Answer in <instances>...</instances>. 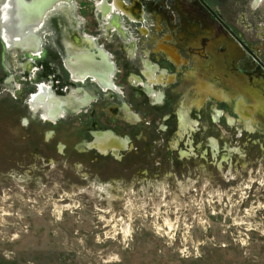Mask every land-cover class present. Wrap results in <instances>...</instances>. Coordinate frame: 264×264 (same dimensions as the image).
Masks as SVG:
<instances>
[{"label":"rangeland","instance_id":"rangeland-1","mask_svg":"<svg viewBox=\"0 0 264 264\" xmlns=\"http://www.w3.org/2000/svg\"><path fill=\"white\" fill-rule=\"evenodd\" d=\"M116 1L121 9L114 8ZM165 1L179 15V28L172 38H184L180 51L187 53V46L199 36L214 40L218 31L221 35L228 31L232 36L226 37L237 41L238 51L229 41L228 50L224 45L222 51L208 53L210 61L197 51L195 58L204 66L191 71L185 90L179 83L172 92L167 91L164 107L153 108L142 94L124 83L123 76L119 84L124 95H101L90 84L68 93L72 87L64 59L69 68L79 49L73 37L76 35L82 46L86 44L80 52L91 45L87 53L101 62L104 49L94 51L100 38L96 11L113 22L114 11L120 16L123 8L127 9L120 0L111 5L105 0L58 3L45 15H50L46 25L44 17L42 25L24 32L37 36L36 48L17 46L9 40L6 22L11 3L0 0V264H264V0L257 1L260 8L255 12L248 9L250 0ZM73 2L70 12L66 6L72 7ZM169 11L163 12L164 16ZM153 25L150 18L147 28L152 31ZM130 33L137 37L134 26ZM142 33L146 36L147 30L142 29ZM85 36H94V42L89 37L82 40ZM156 44L176 50L160 41ZM106 48L117 55L123 73L136 71L137 64L128 63L117 51L121 44ZM25 49L42 56L34 58L33 68L39 70L30 75L23 73L29 58ZM144 64V74L151 83L164 77L148 61ZM49 75L54 77V92L61 96L51 91L56 100L64 103L87 94L93 97L88 91L92 90L99 101L88 112L83 107V113L73 114L70 109L86 105L79 100L65 109L57 123L47 121L48 104L38 106L35 98L43 86L51 90ZM193 82H197L198 92H205L201 84L210 85L221 93L220 98L215 95L218 99L227 101H211L199 122L194 119L192 128L183 112L186 119L181 127L194 129V134L179 137L178 132L171 133L176 120L165 121L164 117L174 105L181 108L184 100L190 99L186 89ZM220 82L227 86L226 91L220 89H224L222 85L216 87ZM66 92L69 95L62 96ZM233 96H240L238 103L253 107L254 114L261 105L252 132L244 133V124L250 121L234 113L238 106ZM122 102H128L144 118L142 124L122 121L120 109H114ZM227 117L236 121L230 123ZM160 125L168 126L169 132L163 133L165 127ZM92 129H105L98 130L102 134L112 132L117 143L126 144L131 137L135 145L123 153L120 150L127 146L118 147L115 142L116 146L102 152L96 147V137L91 140ZM211 140L218 151L214 152ZM84 146L96 147L101 153L84 152ZM109 150L114 154H108ZM182 152L190 155L183 157ZM222 163L224 170L220 172L216 165Z\"/></svg>","mask_w":264,"mask_h":264},{"label":"flooded vegetation","instance_id":"flooded-vegetation-1","mask_svg":"<svg viewBox=\"0 0 264 264\" xmlns=\"http://www.w3.org/2000/svg\"><path fill=\"white\" fill-rule=\"evenodd\" d=\"M36 1L37 0H34V2L31 3V5L30 4L25 5L24 3L21 2V0H10L11 5L8 6L9 10H10V18L6 22V24H7L6 25V32L10 37L9 40L14 42L17 46L19 45V46H23V47L26 46L29 48H36L37 36L34 35L33 33H29V34L27 33L26 34V33H24L25 30L31 29V27L32 28L33 27H39L40 25H42L43 24L42 21L44 20V17L47 14V12H49L58 3H62L63 1L66 2L68 0L54 1L51 5H53L54 3L55 4L50 9H47L42 16V14H41L42 11L45 8H49L51 5L45 6L41 11L37 12V16L34 19V17L32 16V12L34 11L35 5H37V3H38ZM99 1L102 2L103 0H99ZM99 1L96 0V2H99ZM105 1L107 3H110V5L114 3V0H105ZM120 1L123 3V5L126 8L130 7L129 4H131V5L134 3L136 4V8L139 10V13H136L133 10L134 15H137V16H135V19L130 18L126 14H123V17L116 16V13L118 11H114L113 13L115 16L113 17V22H111L112 18L106 19V18H104L103 14L101 15V17H99V15L97 14V11H96L97 10V4L95 2H93L94 10L96 11V15L98 16V19H100V22H98L97 19H95L97 26H98V32H99L100 38L96 39L97 42L95 43V45L97 46V48L95 46L94 51L95 52L99 51L98 48L104 49V51L106 53V55H105L106 57L103 56V58H102L103 62L101 61L102 62L101 63V62H98L95 60L92 53L89 54L87 52H82V51L80 52L79 49L82 48L84 46V44L82 46L81 42H79V39H77L76 42L79 44V45H77L75 43V46L77 48H79L76 52L78 55L75 54L76 55L75 58L77 60L74 61L72 59L71 63H70V67H69L70 70L72 71L73 75L69 71H67L68 67L65 63L66 60L64 59V69L67 72V77H68V80H69L71 87H72V89H70L69 92L67 91L69 94L72 93L74 88H76V91H77L80 87L79 85H83V88H85V86L90 84V85H93L101 95H107L109 93L110 94L113 93L117 96L120 94L124 95L123 88L119 84V80H120L119 77L123 76L124 83L130 89L135 90V91L139 92L140 94H142L146 98V100L148 101V104L150 107L162 108L166 105V102L168 99L167 94H166L167 91H170L171 89L175 88L176 86L178 87L179 83H181L182 88L185 90V84L187 83V77L190 75L191 71H194L196 68L204 66V65H202L203 62H200V60L198 61V59L195 58V56H198V53H196L197 51H200L201 53H203L205 55V57H201L202 59H206V60L210 61V59H209L210 56L208 55V53L211 52L213 54V52H212L213 49L222 51L223 49H220V48H222L221 46H224V45H225L224 47L227 48V50L229 49L227 41H229V42H231V41L226 36H232V35L228 31H225L221 35L218 33L219 32L218 31L217 33L213 34L214 40L212 38L209 39L208 37L206 38V37H201V36L194 39L191 42V45L187 46V48H186L187 53H183L182 51H180L179 46H181L183 44L182 40L184 38L177 39L176 41H174V38H172V36H176V31L179 28V24H180L179 23V15L177 12L174 13L171 9L167 8L169 6L167 5L168 3L165 0L164 1H162V0H120ZM257 1H260V3H261V0H250V3L248 4V9L250 11H252V12L259 11L260 5H258V6L256 5ZM254 5H256V6L254 7ZM66 7H68L70 12H73L72 8H74V2H73L72 7L71 6H66ZM14 8H15L14 12L16 13V16H13V15L11 16V11ZM114 8L121 9L120 5H119V1H116ZM20 9H21V11L26 12L27 15H29V17L34 19V21L33 22L29 21L27 23L28 26L27 27L24 26L22 28V30H20V31L16 30L15 33L10 32L9 30L11 29V26H13V24L11 23L12 22L11 19L14 18L15 21L18 20V19H16V17L20 13ZM123 9L124 10H122V11H125L128 14H131L128 9H125V8H123ZM167 10L170 12V14L164 16L163 12H165V11L168 12ZM12 14H13V12H12ZM48 16L50 17V15H47L45 17V20H44L45 25L47 23V20L49 19ZM118 17H119V19H118ZM150 18H152L154 20V25L152 26V28H153L152 31L149 30V28H147V22H148V20H150ZM239 19H241V17ZM119 20L121 21L123 27H122V25L120 27ZM102 21H105L104 25H102ZM111 23H113V27L112 26L110 27ZM125 23H127L130 26V28L128 26H126ZM240 23L242 24L243 27L248 26V24H246L245 21L241 22V20H240ZM162 25L165 27V31L170 32V34L172 36H153L154 34H156V35L162 34V32L158 33L159 27ZM131 26L135 27V30L137 32L136 33L137 37H135L134 35H133L134 37H132V35L130 33ZM247 28H249V26ZM142 29L147 30L146 36H144V34L142 33ZM45 30H46V28H45ZM235 34L237 37L240 35L239 33H235ZM154 37H157L158 39L153 40ZM222 37L226 41L221 40ZM237 37H236V39H239ZM0 38H1V35H0ZM93 38L95 39L94 36H93ZM115 38L119 39L121 43H116ZM100 40H102V41L100 42ZM209 40H210V42H209ZM44 41H45V38H44ZM44 41H43V45H44ZM157 41H160L164 44L172 45L176 48V50H174L173 48H170V47H166L165 45L160 46V44H156ZM177 41H178V45L176 43ZM233 41L231 42V44L233 46H235L236 50L238 51V47H236V45L238 43L235 39ZM114 44H121V48H119V49L116 48V49H117V51H119L122 54L124 60H126L128 63L133 62V63L137 64L135 72H131V71L125 69V70H127V72L123 73L119 69L117 55L115 53H113L112 51H110L108 48H106V45L112 46ZM206 44H208V47ZM214 44H217L220 47L214 46ZM85 46H86V44H85ZM6 47H7V44H6ZM13 49H11V50H13ZM25 51H26L25 53L28 55L29 58L26 61L27 64L25 66L26 68L24 69L23 73L25 75H27V74L30 75L32 70L34 72H38V70H39L38 68H35V69L33 68V66H34L33 64L35 63L34 58L35 57L41 58L42 56L39 57V56L33 55L31 50L25 49ZM213 58H214V55H213ZM31 60L33 61L32 63H31ZM211 60H213V59H211ZM145 61H148L153 67H155V69L157 70V74H159V76L164 75V77H162V79H159L158 82L151 83L150 80L147 78V76H145V74H144L143 69L145 68V64H144ZM72 62H74V63H72ZM88 62H90V63H88ZM96 62H98V64ZM81 65H83V66H81ZM94 65L96 67H94ZM193 65H194V68H192ZM205 67H209V65L208 66L205 65ZM102 69H107L108 72H104V71H102ZM232 70H234V72H235L236 68H234V66H233ZM122 73H123V75H120ZM84 75L85 76L90 75L92 77L86 78ZM133 75L137 76L138 78H135ZM73 76L75 79H78V78L84 79V82L85 81H87V82H85V83L75 82ZM132 76H133L134 80H132ZM180 77H182L181 81H179ZM53 79H54L53 76H51V75L48 76L49 86H50L51 90L53 89V92H54L56 87H55V81ZM94 79L98 80V81H95ZM40 85H37V88ZM220 85H222L224 87V89L220 88V87L219 88L226 91L227 86L223 85V83H221V82L219 83V85L217 84L216 87H218ZM114 86L120 88V91L114 89L115 88ZM187 86H189V87L186 89V92L189 94L190 99L186 98L184 100V102H183L184 104H182L181 108L174 105L172 112L168 115H165V117H164L165 121H170V120H172V118H174L176 120V128L173 129V131H171V133H175L174 135H177L179 133L178 134L179 137L186 136L188 134H190V135L194 134V129H191L192 131H190L189 130L190 127L187 129H183L181 127V124L183 123V125H184V121L186 119L183 112H185V114L187 116L188 123L191 125V128H192L193 126L196 125V123H195L196 121L194 119H196L197 121H198V119L199 120L201 119V114L203 113V111H205V109H208L210 107L211 101H216V100H218V102H222V101L226 102L227 101L226 98L225 99H223V98L218 99L217 97L220 98L221 93L215 92L212 89H210L209 88L210 85L201 84L200 89H201V91L204 90L205 91L204 93H200L195 89L197 87V82L196 83H194V82L189 83ZM66 88H67L66 90H69L68 85L66 86ZM43 89H45L46 91L48 90L50 92V94L52 95L51 90L47 86H43L42 90ZM67 92L65 93V95H62V96L67 97L69 95ZM170 92H172V91H170ZM206 93H208V94H206ZM192 94H194V95H192ZM215 95H217V97ZM178 96H179V94H178ZM58 97H61V96H58ZM63 98H65V97H63ZM233 98H234V102H235V107L238 106L237 112L239 114L233 108L234 113H236L239 118L242 117V118L246 119V120H244L245 122L250 121V123L244 124L247 127V130L246 129L243 130L244 133L247 134L248 131L252 132V128L259 121L258 117H259L260 112L262 111L261 105L258 106L257 112H256V114H254L253 107L248 106L243 102L238 103L240 101V96L239 97L233 96ZM37 99H40V95L36 96L35 102L37 101ZM54 99H55V97H54ZM71 99L76 100V98H71ZM79 100L84 101L86 103V105L82 106V107H78L76 109L75 108L70 109L73 114L83 113V111L81 112V110H80L83 107H84L83 109H85L84 111L88 112L89 109H91V106L99 101V97H97L96 94H93V97L90 96L89 94H87L86 98H84L82 96L81 99H79ZM79 100L77 99V102H79ZM57 101H58V99H57ZM247 101L250 102L251 100L248 99ZM42 104H44V103L43 102H37L38 106L42 105ZM46 104H48V103H46ZM206 106L208 108H206ZM114 109H115V111L117 110V112L120 109L121 115L123 117L122 121H124L128 125H140L143 123L144 118H141V116L136 114L128 102H124V103L122 102L120 107H117ZM45 113H46V111H45ZM217 115L218 114L216 112V116ZM224 115H225L224 113L221 114V116H224ZM216 116H214V118ZM63 117H61V119ZM59 120L57 119L56 123ZM227 120L230 121V123H231V120L236 121L235 119H230V118L228 119V117H227ZM47 121H50L53 123V121H51V120L47 119ZM178 126H180V128H178ZM162 127H165L164 129H161V131L163 133L169 132L168 126L166 127L165 125H162L161 128ZM98 130H105V129H92L89 131V135H90L91 140L93 142L95 141L96 135H106V134L99 133ZM183 130L186 131V133H182L181 131H183ZM199 130L202 131L203 128H200ZM205 130L207 131L208 129H205ZM109 134L114 135L112 132L108 133L107 135H109ZM115 138H116V136H115ZM88 141H90V140H88ZM213 141L214 140H211L212 145L214 146V152H216V151H218L217 144H216V142L213 143ZM125 142H126V144L123 143L122 147L127 146L126 149L124 148L123 150H120L123 153L129 151L130 145L131 146L135 145V140L132 139L131 137H128V141L125 140ZM166 146H168L167 143H166ZM86 147L87 146L83 147L84 152L94 151V152H97L99 154L101 153L96 147H94L92 149H90L88 147L86 148ZM176 148H178V147H176ZM176 148L174 147L175 151H177ZM136 149H137V146H136ZM168 149H170L169 146H168ZM81 150H82V148H81ZM108 154L113 155L114 153H113V151H109ZM181 154L183 157H184L183 154H185V156H189L190 152H182ZM214 156H216V154L213 155V157ZM224 161H226V157H223V162ZM216 167H217L218 171H220V172H222L224 170V169L222 170L223 163L217 164ZM223 174H225V172H223Z\"/></svg>","mask_w":264,"mask_h":264},{"label":"bare ground","instance_id":"bare-ground-1","mask_svg":"<svg viewBox=\"0 0 264 264\" xmlns=\"http://www.w3.org/2000/svg\"><path fill=\"white\" fill-rule=\"evenodd\" d=\"M54 1H57V0H37L36 2H38V3H37V5H35L34 11L32 12V16L34 17V19L36 18L38 11H41L45 6H48V3H51L52 4ZM53 5H51L49 8H45L42 11V13H41L42 16H43L44 12L47 9H50ZM14 10H15V8L11 11V16L12 15L13 16H16V13L14 12ZM12 12H13V14H12ZM16 19H18V20L15 21L14 18L11 19L12 20L11 23L13 24V26H11V29L9 30L10 32L15 33L16 30L20 31V30H22V28L24 26L25 27L28 26L27 23L29 21L30 22L31 21L33 22L34 21L33 18L29 17V15H27L26 12L21 11V9H20V13L17 15ZM88 63H90V62H88ZM96 63L98 64V62H96ZM81 66H83V65H81ZM94 67H96V66L94 65ZM72 100H70V101L67 100V101H64V103H62L59 100L57 101L56 99H54L53 95H51L48 90L46 91L45 89H43L42 92H41V95H40V99H37V101L35 102V104H37V102L48 103V106H50V107L46 110V113H45L46 116H47V119H49L51 121H56L57 119H59L62 116V114L64 115L65 109H69V106L72 107V105H74L75 103L76 104L78 103L77 100H75V99H72ZM96 140H97L96 143H95L96 144V147L97 148H100L102 150V152H103V150H105L107 148L109 149L110 146H116V145H113L115 142H116L115 144H117L118 147L119 146L122 147V145H123V143H119V142L117 143L118 140L112 134H109V135H107V134L106 135H96ZM114 151H116V150H114ZM125 229L126 228H124V231H125Z\"/></svg>","mask_w":264,"mask_h":264},{"label":"crops","instance_id":"crops-1","mask_svg":"<svg viewBox=\"0 0 264 264\" xmlns=\"http://www.w3.org/2000/svg\"><path fill=\"white\" fill-rule=\"evenodd\" d=\"M129 8L127 7V9H129V11H130V13L131 14H128V13H126L125 11H121L122 12V14L120 15V17H123V14H126V15H128L130 18H132V19H135V16H137V15H134V13H133V10L136 12V13H139V10L136 8V4L134 3V4H129ZM168 8V7H167ZM73 9V8H72ZM73 11V10H72ZM65 14V13H64ZM120 21V20H119ZM120 23V27H121V25H122V23H121V21L119 22ZM122 27H123V25H122ZM160 32H162V34L161 35H157V36H172L171 34H170V32H166L165 31V27L162 25V26H160L159 27V30H158V33H160ZM133 36V35H132ZM80 37V36H79ZM90 38V36H85V38H82V40L84 39V40H88L89 38ZM76 39H77V37H76V35L73 37V40L72 41H74V42H76ZM90 39H92L91 41H93V38L91 37ZM94 42V41H93ZM88 45H90V44H88ZM44 46V45H43ZM91 45L90 46H88V47H86V50H84V52H90L89 50H91ZM67 71H69L71 74H72V72L69 70V68H67ZM73 75V74H72ZM92 87H93V85H91ZM52 92H53V89L51 90ZM92 95L94 94L93 92H92V90H88ZM54 95H56L57 96V94L56 93H53ZM59 96V95H58ZM57 96V97H58Z\"/></svg>","mask_w":264,"mask_h":264},{"label":"water","instance_id":"water-1","mask_svg":"<svg viewBox=\"0 0 264 264\" xmlns=\"http://www.w3.org/2000/svg\"><path fill=\"white\" fill-rule=\"evenodd\" d=\"M21 2L24 3L25 5H27V4H28V5H29V4L31 5V3L34 2V0H29V1H28V0H21ZM50 4H51V3H48V5H50ZM56 4H57V3H56ZM42 22H44V21H42ZM44 25H45V23H44ZM1 37H2V36H1ZM1 39H3V38H1ZM7 48H8V45H7ZM109 151H111V150H109Z\"/></svg>","mask_w":264,"mask_h":264}]
</instances>
